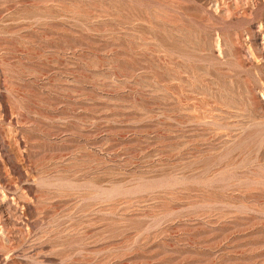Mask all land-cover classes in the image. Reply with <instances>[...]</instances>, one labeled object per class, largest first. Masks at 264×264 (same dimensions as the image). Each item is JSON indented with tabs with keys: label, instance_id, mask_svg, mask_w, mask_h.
Masks as SVG:
<instances>
[{
	"label": "rangeland",
	"instance_id": "1",
	"mask_svg": "<svg viewBox=\"0 0 264 264\" xmlns=\"http://www.w3.org/2000/svg\"><path fill=\"white\" fill-rule=\"evenodd\" d=\"M0 264H264V0H0Z\"/></svg>",
	"mask_w": 264,
	"mask_h": 264
}]
</instances>
